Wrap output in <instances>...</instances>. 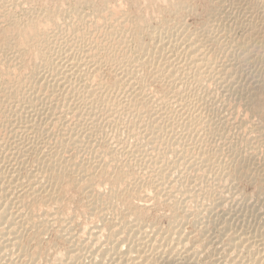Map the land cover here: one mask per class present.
<instances>
[{
	"label": "bare ground",
	"instance_id": "6f19581e",
	"mask_svg": "<svg viewBox=\"0 0 264 264\" xmlns=\"http://www.w3.org/2000/svg\"><path fill=\"white\" fill-rule=\"evenodd\" d=\"M208 1L194 28L98 6L63 28L0 0V264H264V0Z\"/></svg>",
	"mask_w": 264,
	"mask_h": 264
},
{
	"label": "rangeland",
	"instance_id": "374dc122",
	"mask_svg": "<svg viewBox=\"0 0 264 264\" xmlns=\"http://www.w3.org/2000/svg\"><path fill=\"white\" fill-rule=\"evenodd\" d=\"M23 1H25V2H23ZM32 1V2H31ZM45 1V2H44ZM58 0H29V2H28V0L26 1V0H22V4L20 3L21 2V0H17V2H19V4L16 2L15 3V5H13L12 6V8L15 10L16 9V11L17 12H19V7L21 6H27L26 5V3H28V9H30V10H28L27 9V7H20L22 10H23V12L25 11V12H27L28 14L30 13L31 14V10H32V13L33 14H31V15H29L30 17L32 16V15H34V18L35 19H38L39 18V16H40V13L42 14V13H44V14H46V12H48V10L49 11H53L54 10V8H56L54 11H59V10H61V14H60V16L58 17V20H60L61 19V21H58V23L59 22H61V24L63 25V28H64V26H66L67 27V25L70 23V21L72 22L73 21V19H74V17H77L78 16V14L79 15H81V16H92V15H94V14H96V12H97V10H101V9H103V7H104V9L106 10V13H108V15H113V16H115L117 13H114V9L116 8L117 9V11L116 12H118V14L120 13V12H126V14L128 13L129 15H130V17L133 19V18H135V19H133V20H136L137 19V17H138V15H139V18H141V16H144V20H146V21H148V22H152V24L153 25H159L160 23L159 22H161V21H163V22H169V20H170V22L171 23H176V22H178V20H180V21H183V22H187V24L189 25V26H191L190 28H194L195 26H197V25H199V24H201L202 22H203V19H205L206 17H207V10H209L210 9V3H209V1L208 0H190V2H192L191 4L193 5V14L192 13H189L188 14V12L187 11H185L184 13H185V15H184V13L183 12H181V14L178 16V18H177V16H175V15H173L172 13H170V10L168 11V9H170L169 7H170V5H171V1L172 0H106V1H103V0H81V1H79V0H65V2H64V0H59L60 2H57ZM68 1V2H67ZM78 1H79V3H78ZM102 2H104V3H102ZM108 2V3H107ZM121 2V3H120ZM24 3V4H23ZM30 3H32V4H30ZM36 3V4H35ZM46 3H47V5H46ZM60 3V4H59ZM78 3V4H77ZM85 3V4H84ZM166 3V4H165ZM168 3V4H167ZM170 3V4H169ZM17 4H18V6H17ZM44 4V5H43ZM58 4V5H57ZM79 4H81L80 6H79ZM96 4V5H95ZM100 4V5H99ZM110 6H109V5ZM123 4V5H122ZM32 5V6H31ZM55 5H56V7H55ZM62 7H61V6ZM77 5H78V7H77ZM94 5V6H93ZM104 5V6H103ZM115 5V6H114ZM119 5V6H118ZM123 7H122V6ZM14 6H17V7H15L14 8ZM31 6V7H30ZM51 6V7H50ZM54 6V8L51 10V8ZM96 6H98V7H96ZM100 6L102 7V8H100ZM107 6V7H106ZM108 6L110 7V9L108 8ZM114 6V7H113ZM120 6H121V8H120ZM208 6H209V8H208ZM30 7V8H29ZM34 8V10H33V8ZM41 7V8H40ZM44 7H46V8H44ZM96 7V8H95ZM111 7H113V9L111 8ZM125 7V8H124ZM49 8V9H48ZM59 8H62V9H59ZM98 8V9H97ZM107 8V9H106ZM123 8H124V10H123ZM198 8V9H197ZM17 9H19V10H17ZM24 9H26V10H24ZM47 9V10H46ZM58 9V10H57ZM70 9V10H69ZM79 9V10H78ZM97 9V10H96ZM118 9H119V11H118ZM160 9V10H159ZM161 9H162V11H161ZM197 11H196V10ZM81 10V11H80ZM105 10H104V15L106 14L105 13ZM107 10H108V12H107ZM109 10H111L110 12H111V14H109ZM121 10H123V11H121ZM160 12H159V11ZM165 10V11H164ZM33 11H35V12H38L39 14V16L36 14V13H34ZM66 13H65V12ZM73 11H76V12H73ZM79 11L81 12V13H79ZM93 11H95V12H93ZM129 11V12H128ZM158 11V12H157ZM167 11H168V13H167ZM20 12H21V10H20ZM63 12V13H62ZM70 12V13H69ZM73 12V14H71ZM83 12V13H82ZM165 12V14L164 15H162L163 13ZM65 13V14H64ZM113 13V14H112ZM160 13V14H159ZM44 14H42L41 16H43ZM62 14L63 15H65V16H62ZM86 14V15H85ZM159 14V15H158ZM168 14V15H167ZM68 15H71V16H68ZM75 15V16H74ZM107 15V14H106ZM132 15V16H131ZM141 15V16H140ZM152 15V16H151ZM73 16V17H72ZM182 16V17H181ZM221 16H222V14H221ZM33 17V16H32ZM65 17V18H64ZM154 17V18H153ZM163 17V18H162ZM196 17V18H195ZM198 17H200V18H198ZM68 18V19H67ZM158 18V19H157ZM174 18V19H173ZM176 18V19H175ZM181 18V19H180ZM186 18V19H185ZM222 18H223V16H222ZM63 19V20H62ZM66 19V20H65ZM71 19V20H70ZM152 21H151V20ZM169 19V20H168ZM178 19V20H177ZM183 19V20H182ZM185 19V20H184ZM171 20H173V21H175V22H173V21H171ZM159 21V22H158ZM179 21V22H180ZM226 23H225V22ZM220 20L219 22H218V24H219V33L220 34H222V29H223V35L221 36L220 35V37H221V40H222V42L223 43H228L227 45H229V43L230 42H232L231 40H233L235 37H239V35L241 34V29H237L236 28V31L235 30H232L230 27H228V20ZM62 22H64V23H62ZM69 22V23H68ZM135 22V21H134ZM169 22V23H170ZM45 24L47 23V22H44ZM68 23V24H67ZM159 23V24H158ZM60 24V23H59ZM60 24V25H61ZM66 24V25H65ZM221 24H223V25H221ZM194 25V26H193ZM225 25H227V27L225 26ZM46 26H47V24H46ZM130 26H132V29L134 28V24H131ZM200 26V25H199ZM224 27V28H223ZM50 29H52L51 27H50ZM50 29H48V30H50ZM130 29H131V27H130ZM225 29V30H224ZM239 32H238V31ZM231 31H232V34H231ZM233 31H234V33H233ZM228 32H230V34L228 33ZM218 33V34H219ZM225 34V35H224ZM228 35H231V37L230 36H228ZM226 36V37H225ZM235 36V37H234ZM225 37V38H224ZM229 37V38H228ZM143 39L145 40V37H143ZM225 40V42H224V40ZM230 39V40H229ZM228 40V41H227ZM136 41H138V40H136ZM134 43V44H133ZM131 44L132 45H134L135 46V44H137V42H135V40L133 41V39H131ZM262 50H264V47L262 48ZM263 53H264V51H263ZM225 57V56H224ZM223 56H221V54H220V57L219 58H221V60H223V59H225ZM220 60V59H219ZM20 71H24L25 73L27 72L26 71V68H23V67H21L20 68ZM22 73L21 75H25V73ZM264 113V112H263ZM263 113L262 114H257V113H253V118H255V116L256 117H258V118H255V120L254 121H257V120H259V121H262V119L264 118L263 116ZM251 115V114H250ZM260 115V116H259ZM261 115H262V117L263 118H261ZM252 116V115H251ZM261 118V119H260ZM214 138H211V141H213V143H217V141L218 140H213ZM246 184H247V186H246ZM241 188H243L242 190H243V194L244 195H246V196H249V195H251L252 193H255V189H257V187L252 183V184H250V183H247V182H243V183H241ZM264 185V184H263ZM68 186V187H67ZM70 186V187H69ZM73 189H72V188ZM256 187V188H255ZM67 188V190H65ZM68 188H70V191H68L69 189ZM75 189V190H74ZM78 189V190H77ZM80 188L79 187H77V186H74V185H66V186H64L63 187V191H62V196L64 195L63 194V192L65 193V191H66V193H67V195H66V193H65V197L63 196V198H64V201L61 203V213L62 214H64V215H67L69 212H74V214H75V216H76V218H75V220L76 221H73V224H72V231H73V229H74V231H73V233H74V235L76 236V235H78L79 237H84V236H87L86 234H87V232H89V226H91L92 225V227H90V229L92 230V228L96 225V223L98 222L97 221V219H95L94 218V216H93V218H92V216H91V214H89L88 213V210L85 208V206H83V205H85V203H86V201H85V198H83L84 196L82 195L83 194V192H82V194L80 193L81 191V189L79 190ZM255 190V191H254ZM245 191V192H244ZM249 194V195H248ZM253 195V194H252ZM264 196V195H263ZM68 198V199H67ZM78 198V199H77ZM65 199L67 200L66 202H65ZM253 199H255V198H253ZM85 203H84V202ZM65 203H67L66 205H65ZM83 203V204H82ZM63 205H65V206H63ZM42 208L44 209V207H38V210H37V212L38 213H42L41 211H42ZM87 214H89V216L87 215ZM88 216V217H87ZM90 217V218H89ZM205 219H206V217H205ZM92 220H96L95 222L93 221V223H92ZM75 222V223H74ZM165 223V222H164ZM93 224H94V226H93ZM98 224V223H97ZM75 227V228H74ZM87 228V229H86ZM84 229H86V230H88L87 232H85V230ZM78 232H79V234H78ZM80 232H82V233H80ZM86 234H85V233ZM48 233V232H47ZM47 233H45V234H43V237H42V247H41V249H42V251L43 252H45L46 250V252L47 253H49V250L51 251V252H54L53 254L50 252V258L52 257L53 258V260H55V258L57 259V256H56V254H55V249H54V247H56L55 246V244L56 245H58V247H61V246H63L62 245V243H61V241L60 240H56L55 239V235H54V232H52V231H50L48 234ZM77 233V234H76ZM49 234H51V235H49ZM82 234H84V236L82 235ZM49 235V236H48ZM48 236V237H47ZM51 236V238H49ZM78 236H76L77 238H78ZM47 238V239H46ZM54 238V239H53ZM46 240H48V241H46ZM53 241V242H52ZM58 241V242H57ZM48 242V243H47ZM56 242V243H55ZM50 243V244H49ZM52 243H53V245H52ZM50 245H51V247H50ZM44 246V247H43ZM48 248V249H47ZM57 248V247H56ZM53 249V250H52ZM52 254V255H51ZM55 254V255H54ZM54 255V256H53ZM60 255V254H59ZM51 258V259H52ZM44 263V264H47L46 263V260H45V258H44V260L42 261H40L39 262V264H42V263Z\"/></svg>",
	"mask_w": 264,
	"mask_h": 264
}]
</instances>
